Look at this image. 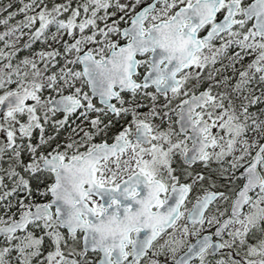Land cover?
Returning <instances> with one entry per match:
<instances>
[{
  "label": "snow or ice",
  "instance_id": "snow-or-ice-1",
  "mask_svg": "<svg viewBox=\"0 0 264 264\" xmlns=\"http://www.w3.org/2000/svg\"><path fill=\"white\" fill-rule=\"evenodd\" d=\"M0 264H264V0H0Z\"/></svg>",
  "mask_w": 264,
  "mask_h": 264
},
{
  "label": "flooded vegetation",
  "instance_id": "flooded-vegetation-1",
  "mask_svg": "<svg viewBox=\"0 0 264 264\" xmlns=\"http://www.w3.org/2000/svg\"><path fill=\"white\" fill-rule=\"evenodd\" d=\"M5 2H7V0H5Z\"/></svg>",
  "mask_w": 264,
  "mask_h": 264
}]
</instances>
